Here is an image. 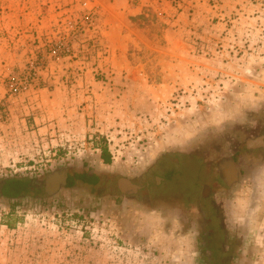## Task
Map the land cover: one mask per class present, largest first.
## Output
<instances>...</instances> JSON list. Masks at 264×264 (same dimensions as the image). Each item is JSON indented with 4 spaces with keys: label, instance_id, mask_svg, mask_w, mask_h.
Instances as JSON below:
<instances>
[{
    "label": "rangeland",
    "instance_id": "1",
    "mask_svg": "<svg viewBox=\"0 0 264 264\" xmlns=\"http://www.w3.org/2000/svg\"><path fill=\"white\" fill-rule=\"evenodd\" d=\"M41 1L48 0H0V33L11 35V47L24 63L9 72L1 67L2 83L24 76L29 62L38 60L36 82L26 89L57 81L79 94L70 100L66 123L54 115L48 131L0 130V181L32 186L50 171L80 166L137 174L165 151L264 106V0H215L210 10L195 6L204 17L192 19L186 18L189 0ZM168 1L180 4L170 7ZM107 9L123 14L119 23ZM111 23L121 37L113 73L93 63L108 49L105 40L99 42L105 33L95 32ZM44 25L43 34L22 37ZM171 25L181 29L165 33ZM73 32L78 37L69 40V54L41 60L51 42ZM76 59V66H63ZM50 63L60 64L53 76L46 71ZM1 108L3 122L5 101ZM257 179L264 187V174ZM248 185L236 195V212L247 218L238 264H264V210L255 213L253 201L247 213ZM31 188L17 202L0 197V245L6 248L23 245L25 237H51L64 242L65 264H197L194 237L169 215L126 208L106 197L96 204L81 191L48 195Z\"/></svg>",
    "mask_w": 264,
    "mask_h": 264
},
{
    "label": "flooded vegetation",
    "instance_id": "2",
    "mask_svg": "<svg viewBox=\"0 0 264 264\" xmlns=\"http://www.w3.org/2000/svg\"><path fill=\"white\" fill-rule=\"evenodd\" d=\"M260 164H264V106L241 121L165 151L137 174L62 168L32 181L31 189L48 195L81 191L96 204L106 197L126 208L169 215L194 237L197 264H238L247 218L236 212V195L246 184L255 188L259 174L251 170ZM60 175L64 183H58ZM10 184L8 179L0 181V197H5ZM100 189L106 191L101 195ZM252 205L246 204L247 213Z\"/></svg>",
    "mask_w": 264,
    "mask_h": 264
},
{
    "label": "crops",
    "instance_id": "3",
    "mask_svg": "<svg viewBox=\"0 0 264 264\" xmlns=\"http://www.w3.org/2000/svg\"><path fill=\"white\" fill-rule=\"evenodd\" d=\"M50 4L48 1H41L43 4ZM169 3L170 7L179 5L180 2L172 3L170 1L165 2ZM191 6L189 10H187L186 18H198L204 17V14L199 10L195 9V6L201 4H207L209 6L208 10L211 7H214L216 2L215 0H189L187 1ZM47 6L46 11L48 12L49 6ZM108 10V9H107ZM110 11V10H108ZM167 13L166 11H164ZM112 16L120 22V18L123 14L119 13V11H110ZM176 19H179L182 16V12H178ZM49 14V13H48ZM120 17V18H119ZM174 17V15H173ZM41 22V21H40ZM46 23V22H45ZM48 25L50 22L47 23ZM38 26L34 28L31 33L27 35H23L22 37H29L30 35L35 34L41 35L44 33L46 27ZM114 23L103 25L102 29L96 31L95 34H104L105 38H100L99 42H103L105 40V51L107 52L105 57H101L100 59H94L93 63L96 66H101L106 71H110L113 73L115 70V61L118 57L117 50L120 47L121 37L119 35L120 30H118ZM169 26L165 33L175 34V32L181 29V26ZM32 30V29H29ZM47 30V29H46ZM118 30V31H117ZM46 32V31H45ZM104 32V33H103ZM0 33V102L5 101L6 107L8 109V115L5 121L0 122V130L6 133H15L16 131L26 130H41L44 129L48 131L54 125H52V121L54 119V115L56 117H61L60 119L66 123L67 113L71 111L70 100L79 94V91H73V88H65L63 86L57 85V81L55 84L52 83L51 87L47 88H39V89H31L28 88L13 97H8L5 95L8 91L7 83H2L3 79L1 76L2 68L5 71L9 72L13 66H23V55L21 53L15 52L14 48L11 47L12 39H10L11 35L2 36ZM130 38V35H128ZM124 37V36H123ZM82 49H83V45ZM80 45H75L74 50H79ZM99 54L93 56L97 57ZM78 59L68 61V64L63 65L64 67L76 66ZM89 63L83 64V67H87ZM59 63H51L49 64V69H46L47 73L51 76L52 70L54 69L57 73V69H59ZM2 67V68H1ZM117 68V67H116ZM116 72V71H115ZM8 74V73H7ZM54 82V81H53ZM57 113V114H56ZM61 114V116L59 115ZM31 116V117H30ZM38 120L41 121V124H38ZM60 120V122H61ZM33 121V124L31 123ZM30 123V124H29ZM35 127V128H33ZM23 245H17L11 248H6V245L3 243L0 245V264H65L66 256L64 254V242L58 239H50L51 237H25ZM61 252V253H60ZM65 261V262H64Z\"/></svg>",
    "mask_w": 264,
    "mask_h": 264
},
{
    "label": "built area",
    "instance_id": "4",
    "mask_svg": "<svg viewBox=\"0 0 264 264\" xmlns=\"http://www.w3.org/2000/svg\"><path fill=\"white\" fill-rule=\"evenodd\" d=\"M77 34L72 33L71 37L67 39L66 37H59L55 42H51L48 47L44 51V56L41 57V60L43 58H50V59H58L64 54H69L71 49L69 45L70 39L77 38ZM42 63H39L38 60L30 61L27 67V72L24 76H21L18 79H11L8 83V92L10 95H15L19 93L20 91L26 89L29 87L34 81L36 82L37 73L40 70ZM3 106V105H2ZM5 108L0 109V120L2 117L5 116Z\"/></svg>",
    "mask_w": 264,
    "mask_h": 264
},
{
    "label": "trees",
    "instance_id": "5",
    "mask_svg": "<svg viewBox=\"0 0 264 264\" xmlns=\"http://www.w3.org/2000/svg\"><path fill=\"white\" fill-rule=\"evenodd\" d=\"M101 157L105 163L110 161V157L105 145L101 147ZM86 176V175H83ZM76 177L73 176V179ZM10 181V185L6 186L4 189L5 197L10 200L17 202V199H20L29 193V188L31 184L18 179H8ZM14 184V185H13ZM13 207V206H12Z\"/></svg>",
    "mask_w": 264,
    "mask_h": 264
},
{
    "label": "clouds",
    "instance_id": "6",
    "mask_svg": "<svg viewBox=\"0 0 264 264\" xmlns=\"http://www.w3.org/2000/svg\"><path fill=\"white\" fill-rule=\"evenodd\" d=\"M251 171L256 174H264V164L254 166ZM251 179H252V176H249V180ZM254 193L256 196H258V199L255 201V207L253 211L255 213H259L262 210H264V187H262L259 183H257L255 188H253V186L249 184L243 190V194H244L247 204L251 205L253 203L252 197ZM237 203H239V200H237Z\"/></svg>",
    "mask_w": 264,
    "mask_h": 264
},
{
    "label": "water",
    "instance_id": "7",
    "mask_svg": "<svg viewBox=\"0 0 264 264\" xmlns=\"http://www.w3.org/2000/svg\"><path fill=\"white\" fill-rule=\"evenodd\" d=\"M65 182V177H62L61 175L59 176V182L58 183H64Z\"/></svg>",
    "mask_w": 264,
    "mask_h": 264
}]
</instances>
